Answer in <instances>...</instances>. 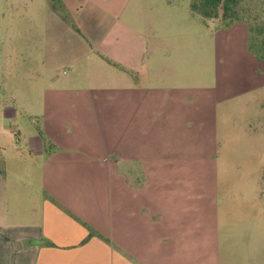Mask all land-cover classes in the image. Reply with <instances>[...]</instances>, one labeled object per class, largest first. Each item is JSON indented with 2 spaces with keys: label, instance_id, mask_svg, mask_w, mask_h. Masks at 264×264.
I'll use <instances>...</instances> for the list:
<instances>
[{
  "label": "rangeland",
  "instance_id": "obj_1",
  "mask_svg": "<svg viewBox=\"0 0 264 264\" xmlns=\"http://www.w3.org/2000/svg\"><path fill=\"white\" fill-rule=\"evenodd\" d=\"M257 2L225 26L192 0H0V196L43 187L135 264H264Z\"/></svg>",
  "mask_w": 264,
  "mask_h": 264
},
{
  "label": "crops",
  "instance_id": "obj_2",
  "mask_svg": "<svg viewBox=\"0 0 264 264\" xmlns=\"http://www.w3.org/2000/svg\"><path fill=\"white\" fill-rule=\"evenodd\" d=\"M139 45L137 51L134 46L117 42L109 46L119 48L122 53L118 58L128 66L141 67L146 47ZM30 141L34 156L43 155V139L35 136ZM4 181L5 178H0V190ZM24 186L23 182L16 183L0 196V213L11 215L0 220V264H135L126 250L117 249L110 240L93 233L64 210L58 198L45 197L43 187L29 193L28 186ZM23 190L25 198L32 201H26L21 210ZM9 200L12 201L10 208Z\"/></svg>",
  "mask_w": 264,
  "mask_h": 264
},
{
  "label": "trees",
  "instance_id": "obj_3",
  "mask_svg": "<svg viewBox=\"0 0 264 264\" xmlns=\"http://www.w3.org/2000/svg\"><path fill=\"white\" fill-rule=\"evenodd\" d=\"M249 1L252 0H192L191 8L206 19L220 20L225 26H228L245 19L243 13L249 12L248 8L251 5L248 4ZM259 7L264 9V0H258L254 11H258ZM257 31L264 35V23L257 25Z\"/></svg>",
  "mask_w": 264,
  "mask_h": 264
},
{
  "label": "built area",
  "instance_id": "obj_4",
  "mask_svg": "<svg viewBox=\"0 0 264 264\" xmlns=\"http://www.w3.org/2000/svg\"><path fill=\"white\" fill-rule=\"evenodd\" d=\"M64 74H66V71L64 72Z\"/></svg>",
  "mask_w": 264,
  "mask_h": 264
}]
</instances>
